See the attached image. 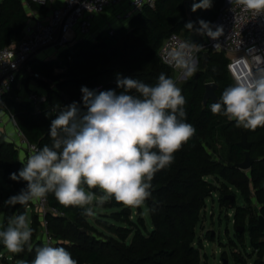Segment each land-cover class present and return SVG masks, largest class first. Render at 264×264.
<instances>
[{
	"label": "trees",
	"instance_id": "trees-1",
	"mask_svg": "<svg viewBox=\"0 0 264 264\" xmlns=\"http://www.w3.org/2000/svg\"><path fill=\"white\" fill-rule=\"evenodd\" d=\"M224 2L225 0H212V6L205 9L199 8L202 0H196L198 8L193 9V24L201 20L214 22ZM29 18L23 0H2L0 47L19 40ZM187 24L189 22L186 20L184 0H159L155 9H146L133 19L129 29L121 28L114 36L102 33L96 42L80 40L71 50L62 53L60 57L63 56L64 60L60 61L68 68L64 75L53 76V70L59 64L56 60H32L29 65L33 71L44 74L51 82H57L60 92L49 88L38 111L28 103H17L13 97L7 99L8 107L32 143L38 144L40 148L46 144L51 145V120L63 107L73 102L79 103L83 109L82 86L92 89L105 84L108 90L114 89L119 93L121 89L116 83L118 74L150 85L158 81L161 73L173 79L175 73L162 63L159 51L171 34L184 31L189 35L191 29L186 27ZM130 30H133V35H129ZM69 56L72 62H69ZM226 64L224 55L210 53L206 72L201 73L198 78L196 75L181 87L177 85L186 99V122L196 131L174 153L171 165L158 171L151 181V196L148 201L145 200L150 210V229L146 227L143 218L138 222L130 219L133 207L112 198L115 201L113 206L121 209L112 218L126 226L107 224L106 220L98 219L97 223L104 226L109 234L99 232V236H96L98 231L89 224L87 216L83 215L84 210L76 206L65 207L54 194L47 195L50 205L65 213L64 217H49V229L58 246L67 248L78 264H202L198 248L201 247V240L197 235V228L202 222L207 200L219 190L214 183H221L226 189L219 201L236 210L237 236L242 239L243 234L237 228H246L248 224L254 255L258 256L255 264H264V233L256 227L257 215L264 216V127L251 130L237 127L235 121L226 124L223 132L229 146L228 163L221 159L214 160L209 150L212 149V144L205 142L212 139L217 126L229 121L227 117L211 112L210 104L213 101L203 105L205 79L211 78L218 85V98L225 88L233 84ZM199 65L202 68V58ZM112 82L116 84L113 85ZM16 91L15 89L12 96L17 94ZM242 130L252 142L249 151L251 157L258 159L252 164L249 174L233 167L242 163L246 157V152L238 145ZM22 167L14 143L0 139V168L4 171L5 181L14 189V193L8 198L26 187L25 181L10 178L11 173L18 174ZM229 186L241 192L247 207L237 206L236 199H225L229 196L226 193ZM232 195L236 198L235 194ZM255 201L258 208H255ZM27 205L9 206V209L12 215L27 216ZM39 224V217L34 214L30 222L33 229L30 241L32 250L29 251L26 245L23 252L15 255L16 261L30 262L35 257V248L43 245L37 234ZM235 259L239 260V257L236 256Z\"/></svg>",
	"mask_w": 264,
	"mask_h": 264
},
{
	"label": "clouds",
	"instance_id": "clouds-1",
	"mask_svg": "<svg viewBox=\"0 0 264 264\" xmlns=\"http://www.w3.org/2000/svg\"><path fill=\"white\" fill-rule=\"evenodd\" d=\"M244 10L264 13V0H235ZM212 0H202L199 8H210ZM198 8L194 6V10ZM202 33L217 39L223 31L213 30L200 21ZM192 28L191 23L186 25ZM185 77L197 71L191 45H182L171 54ZM254 71L237 77L211 112L221 114L237 127L255 130L264 127V62L254 56ZM119 93L114 89L99 91L82 86L83 109L77 102L63 107L51 120V145L32 152L13 180H23L26 187L4 203L27 205L42 200L49 193L65 207H81L83 215L95 216L97 206L114 198L129 207H139L151 196L155 174L170 166L174 153L194 134L186 122V99L174 79L161 73L154 85L118 74ZM103 193L97 196L94 191ZM33 229L25 214L11 216L0 241L12 253L31 251ZM19 264H78L63 246L44 243L35 248L30 262Z\"/></svg>",
	"mask_w": 264,
	"mask_h": 264
},
{
	"label": "built area",
	"instance_id": "built-area-1",
	"mask_svg": "<svg viewBox=\"0 0 264 264\" xmlns=\"http://www.w3.org/2000/svg\"><path fill=\"white\" fill-rule=\"evenodd\" d=\"M159 0H23L26 4L35 3L40 7L48 6V11L43 14H29L22 36L19 40L10 43L6 47H0V130L4 129L7 122L6 116L12 121L20 145H15L18 152H23L21 162L26 163L28 156L39 149V145L32 143L21 130L15 115L10 111L7 99L13 97L17 103H28L36 111L38 105L45 101L46 96L38 92L29 93L23 100L20 94L14 96L21 72L26 71L35 80L41 79L40 74L33 71L29 65L32 60H37L38 55L49 49H56L60 62V55L71 50L73 45L80 40L97 41L100 34L107 32L114 36L121 28L129 29L130 22L142 14L146 9H155ZM190 1L193 9L196 0ZM198 28L191 31H199L205 45L193 43L182 37L179 33H173L162 44L159 57L162 63L170 68L176 75L182 76L183 71L177 68L171 59V54L182 45H191L197 66L205 52L223 54L227 59L226 70L233 82L237 77L254 71V56L261 57L264 62V13L257 14L244 10L235 0H225V4L218 18L209 23L213 30L217 26L223 28L222 34L213 39ZM96 31V34H95ZM190 31V32H191ZM65 50V51H64ZM63 51V52H62ZM68 60H72L69 56ZM115 85V82H112ZM91 90L106 91L105 84H99ZM28 213L39 217L38 239L42 243H52L58 246V242L49 229V217H64L65 213L50 205L48 197L28 203ZM264 246V237L262 238ZM258 253V251H255ZM5 255L0 253V260ZM8 262L17 263L15 255L7 258ZM264 263V251L262 254Z\"/></svg>",
	"mask_w": 264,
	"mask_h": 264
},
{
	"label": "rangeland",
	"instance_id": "rangeland-1",
	"mask_svg": "<svg viewBox=\"0 0 264 264\" xmlns=\"http://www.w3.org/2000/svg\"><path fill=\"white\" fill-rule=\"evenodd\" d=\"M29 5L34 14L46 13L48 10V7L41 9V7L35 3H31ZM27 11L29 13H32L31 11H29L28 6H27ZM192 25L193 28L199 27L198 23ZM103 34L105 36L108 35L107 32H104ZM179 34L182 37L188 39L189 35H186L184 31L180 32ZM91 41L95 42L94 39H91ZM64 53H66V51ZM57 56L58 53L56 49H49L39 54L37 60L50 61V60H55ZM200 58H202V56H200ZM60 60L63 61L64 57L63 56L60 57ZM69 62H72V60L71 61L69 60ZM200 68L201 66L198 65L197 71L190 77H185L184 75L178 76L174 74L173 79L176 81L177 85L181 87L184 83L191 81L197 74H199ZM67 71L68 68L65 66V64L63 62L61 63L59 62L58 67L53 70V76L64 75ZM40 77L41 79L36 81L38 87L41 88V90L37 91L39 94H41V96H47L49 88L58 90L57 82L54 81L51 82L44 74H40ZM205 82L209 83V82H213V80L211 78H207L205 79ZM58 92L60 91L58 90ZM5 118L7 124L4 129L0 130V139L13 142L15 143V145L19 146L20 139L17 136V130L14 124L12 123V121L7 116ZM230 122L232 121L229 120L228 122L226 121V123H222L220 126H217V130L214 133L212 139L205 141V142H211L212 144V149L209 150L214 160L218 161L221 159L228 163L229 146L227 140L225 139L223 130L225 125ZM22 154L23 152L20 151L19 152L20 159L23 158ZM249 170L250 168L244 169L242 171L249 174L250 172ZM214 185L219 190L215 192L207 200L206 208L203 212L202 222L197 228V235L201 240V247L198 248L200 249V254L202 256L201 259L202 264H255V261L258 259V256L254 255V249L251 242L249 225L247 224L244 232L241 233L243 234V237L242 239H240L237 236V232L235 228L236 210L229 208V205H224L219 201L221 194L225 193L226 189L225 187L221 186V183H214ZM85 188L86 191H94L97 196L103 194L101 190H99L98 188L87 189L86 186ZM227 191H228L226 192L227 195H232V194L236 195L237 206L247 207V203L240 191L236 190L234 187L231 186L228 187ZM13 193H14V189L5 181L4 171L0 168V230H5L8 224V219L11 216H15L12 215V213L10 212L9 206L5 205L4 203L7 200L8 196L12 195ZM113 202L115 201L110 199L109 201L104 203L103 206H97L95 204V201L93 202L92 207L96 215L87 216V221L91 226H93L94 229L98 231L96 236H99V232L102 234H109V232L105 229L104 226L97 223L98 219L106 220L107 224H115L116 226H120V225L126 226L125 223L114 220L112 218V216L116 212H119L121 210L118 209L117 207H114ZM255 208H258V206L256 205V201H255ZM80 209L84 210L81 207ZM149 211H150L149 207L144 201V203L139 207L132 208V214L130 219L138 222L139 219L143 218L146 227L150 229L152 227V224H151ZM32 216H33L32 213H28L27 217L29 222H31ZM2 244H3L2 241H0V253L5 255V258L3 260H0V264H19L20 261L17 263L8 262L7 258H10L18 253L9 252L5 246H2ZM236 256L239 257V260L235 259ZM226 261L228 263H226Z\"/></svg>",
	"mask_w": 264,
	"mask_h": 264
},
{
	"label": "water",
	"instance_id": "water-1",
	"mask_svg": "<svg viewBox=\"0 0 264 264\" xmlns=\"http://www.w3.org/2000/svg\"><path fill=\"white\" fill-rule=\"evenodd\" d=\"M184 6H185V12H186V20L193 24V5L190 1H185L184 2ZM129 35H133V30L129 31ZM189 41L193 42V43H197L200 44L201 46L205 45V42L203 40V37L201 35V33L199 31H191L189 33L188 36ZM210 58V54L205 52L202 55V68L199 74H197V78L199 77V75L201 73H204L207 71V67H208V60ZM205 92H204V97H203V105L206 106V104L209 101H216L218 100V96L216 94V91L218 89V85L215 82H209L205 84ZM41 108V105H38V109ZM238 145L246 152V157L245 160L242 163H238L236 165H234V168L240 169V170H244V169H249L251 168L252 164L255 161H258V159L255 158H251L250 155V149L252 147V142H250L247 138V134L244 130H242V137L240 142L238 143ZM150 198L146 199L147 201ZM225 199H230L231 201H235V196L234 195H229L226 196ZM257 229L260 230V232L264 233V216L261 214L257 215ZM245 230L244 227L241 228H237V231L240 233H243ZM226 263H228L226 261Z\"/></svg>",
	"mask_w": 264,
	"mask_h": 264
},
{
	"label": "crops",
	"instance_id": "crops-1",
	"mask_svg": "<svg viewBox=\"0 0 264 264\" xmlns=\"http://www.w3.org/2000/svg\"><path fill=\"white\" fill-rule=\"evenodd\" d=\"M1 2H2V0H0V3ZM23 4H24V7H25L28 15L30 13L27 11V6H28L29 11L33 12L32 9L30 8V5H27L24 2H23ZM43 14H45V13H42V14L40 13V15H43ZM33 82H35V83H33ZM16 90H17L16 92L18 94H20L24 100L29 93L37 92L38 90H41V88L38 87L37 81L31 75H29L26 71H22L21 77H20L18 85L16 87Z\"/></svg>",
	"mask_w": 264,
	"mask_h": 264
}]
</instances>
